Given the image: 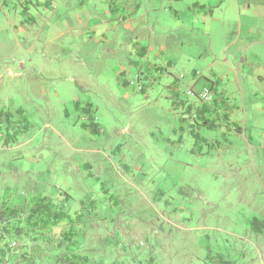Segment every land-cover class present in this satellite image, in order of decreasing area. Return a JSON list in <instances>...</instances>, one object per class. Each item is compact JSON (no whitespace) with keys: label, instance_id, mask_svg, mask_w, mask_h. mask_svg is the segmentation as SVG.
<instances>
[{"label":"rangeland","instance_id":"obj_1","mask_svg":"<svg viewBox=\"0 0 264 264\" xmlns=\"http://www.w3.org/2000/svg\"><path fill=\"white\" fill-rule=\"evenodd\" d=\"M2 113L52 258L264 264V0H0Z\"/></svg>","mask_w":264,"mask_h":264},{"label":"trees","instance_id":"obj_2","mask_svg":"<svg viewBox=\"0 0 264 264\" xmlns=\"http://www.w3.org/2000/svg\"><path fill=\"white\" fill-rule=\"evenodd\" d=\"M3 118L4 113L1 114L0 120ZM26 209H28L27 205L8 207L0 203V264H81L80 260L68 256L56 255L55 259L52 258L50 254L54 251L53 247L50 248V242L35 237V234L29 231L30 225L36 220L35 215L44 213L49 218L53 214L50 205L45 201H38L31 206L30 210H32L26 224L28 227L24 228L18 224V221L21 220V214H24ZM32 225L37 226V224ZM24 234H27L28 238L34 234L32 241L28 239L19 243V239ZM39 242H44L45 245L40 248ZM35 243H38V246Z\"/></svg>","mask_w":264,"mask_h":264}]
</instances>
